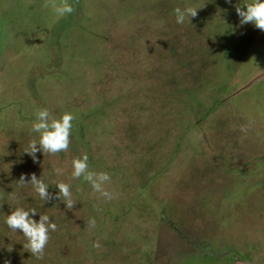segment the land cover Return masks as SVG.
<instances>
[{
  "label": "rangeland",
  "instance_id": "374dc122",
  "mask_svg": "<svg viewBox=\"0 0 264 264\" xmlns=\"http://www.w3.org/2000/svg\"><path fill=\"white\" fill-rule=\"evenodd\" d=\"M250 2L69 0L56 18L45 0H0V264H264V31L236 13ZM43 108L75 119L68 151L34 162ZM83 154L118 198L71 178ZM16 207L57 225L42 260L5 223Z\"/></svg>",
  "mask_w": 264,
  "mask_h": 264
},
{
  "label": "clouds",
  "instance_id": "9594fccd",
  "mask_svg": "<svg viewBox=\"0 0 264 264\" xmlns=\"http://www.w3.org/2000/svg\"><path fill=\"white\" fill-rule=\"evenodd\" d=\"M230 3L231 0H226ZM246 8L237 6L236 13L240 18L241 25L252 24L257 29L264 31V0H252V2L245 4ZM43 7L50 8L55 14L56 18H63L72 14L75 9L69 0H45ZM196 7H176L174 9L176 23L183 24L186 18L197 16ZM36 119L32 123L31 129L33 132L39 134V138L33 139L29 142L26 152L34 162L37 161L36 153L42 152L44 155H56L60 152H67L71 143L70 137L73 127L74 115L65 112L61 117L55 118L51 115L47 108L39 109L36 112ZM242 133H247L248 127L240 126ZM72 179H83L88 182L93 190V193H99L105 200H113L118 198V193L108 191L105 187L110 183L111 177L107 172H93L89 170L88 156L83 154L82 157L73 158L71 161ZM54 173L57 176L64 175L65 169L54 167ZM20 184H26L25 176L20 177ZM28 184H31L33 190L38 194L39 198L44 202L53 199V195L48 191L49 185L41 178L33 173ZM55 186L58 188V193L55 198L63 201L66 208L71 210L76 201L73 199L71 185L65 182H56ZM37 214L36 209L25 210L23 207H16L11 211V214L6 215L5 223L12 232H20L26 239L23 244L24 249L31 253L38 260H42L45 254V248L50 239V232L57 230V225L50 220L47 214H39V220L32 217ZM96 221L90 218L87 227L94 229ZM94 247L99 248V242H94ZM11 249H9L10 251ZM8 264V261H5Z\"/></svg>",
  "mask_w": 264,
  "mask_h": 264
}]
</instances>
